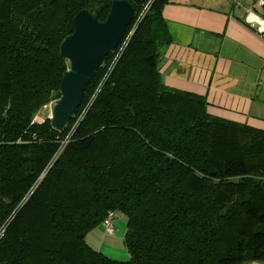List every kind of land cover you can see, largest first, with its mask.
I'll use <instances>...</instances> for the list:
<instances>
[{"label":"trees","instance_id":"1","mask_svg":"<svg viewBox=\"0 0 264 264\" xmlns=\"http://www.w3.org/2000/svg\"><path fill=\"white\" fill-rule=\"evenodd\" d=\"M114 1L135 10L125 50L109 53L63 131L34 123L61 98L74 18L92 6L105 22ZM150 1L0 0V264L264 261V132L166 87L170 0L139 22ZM111 213L127 219V262L86 242Z\"/></svg>","mask_w":264,"mask_h":264},{"label":"crops","instance_id":"2","mask_svg":"<svg viewBox=\"0 0 264 264\" xmlns=\"http://www.w3.org/2000/svg\"><path fill=\"white\" fill-rule=\"evenodd\" d=\"M250 14L264 19V6L170 0L162 15L171 43L159 69L166 87L203 96L217 117L264 132V37Z\"/></svg>","mask_w":264,"mask_h":264},{"label":"water","instance_id":"3","mask_svg":"<svg viewBox=\"0 0 264 264\" xmlns=\"http://www.w3.org/2000/svg\"><path fill=\"white\" fill-rule=\"evenodd\" d=\"M92 11V6H88L76 15L74 33L60 47L69 68L62 79L61 99L50 107L51 124L58 131L64 130L81 107L87 87L109 53L117 49L135 16L134 7L128 1H114L102 23Z\"/></svg>","mask_w":264,"mask_h":264},{"label":"rangeland","instance_id":"4","mask_svg":"<svg viewBox=\"0 0 264 264\" xmlns=\"http://www.w3.org/2000/svg\"><path fill=\"white\" fill-rule=\"evenodd\" d=\"M148 4L146 5V7L148 6ZM145 8H144V10H145ZM144 10H143V12H144ZM141 15L136 20L140 21ZM136 23L133 25V28L129 31L128 37H127L128 39L135 33V30L139 25V22L136 21ZM124 42L121 41V43L117 47V49L119 48V51L117 52V56L115 59L116 61L119 59V56L121 55V53L125 50L126 46H122V44ZM57 101H54L47 106H44L41 109V111H39L38 114L36 115V118L34 119V123L42 124L47 119L50 120V114H51L50 107L52 104L56 103ZM88 105L83 108L79 117L84 116L85 112L88 109ZM80 120H81V118L79 120H77V122ZM71 131H73V129ZM62 142H64V141H62ZM61 145H62V143H61ZM59 152H62V148L60 149ZM254 200H255V203H264V198L261 196L260 193H258L256 196H254ZM114 227H115V232L113 235L107 234V232L103 226H100V227L92 230L86 236V242L93 249L97 250L98 252H100L101 254H103L104 256H106L107 258H109L111 260H114L117 262H127L130 259V255H129V252L127 251V249L124 245L123 240H124V237L126 235L128 225H127L126 217L124 215H122L121 213H116L114 215ZM250 247H251V245H250Z\"/></svg>","mask_w":264,"mask_h":264},{"label":"built area","instance_id":"5","mask_svg":"<svg viewBox=\"0 0 264 264\" xmlns=\"http://www.w3.org/2000/svg\"><path fill=\"white\" fill-rule=\"evenodd\" d=\"M258 1H259V4L261 6H264V0H258ZM152 2H153V0H151L150 3L148 4V6L145 8L144 12L141 15V19H142L143 16H145V14L148 11V9L150 8ZM248 22L250 24H252L253 27H256V29L258 30V33L262 37H264V19L258 18L255 15L250 14L249 18H248ZM103 227L106 230L107 234H109V235H113L114 234V232H115V229H114V215L112 213L109 214L106 217V219L104 220ZM252 264H264V261H260V262L256 261V262H253Z\"/></svg>","mask_w":264,"mask_h":264}]
</instances>
